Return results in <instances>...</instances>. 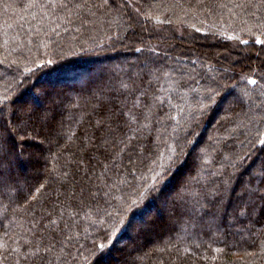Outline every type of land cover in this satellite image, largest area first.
Listing matches in <instances>:
<instances>
[{
	"label": "trees",
	"instance_id": "1",
	"mask_svg": "<svg viewBox=\"0 0 264 264\" xmlns=\"http://www.w3.org/2000/svg\"><path fill=\"white\" fill-rule=\"evenodd\" d=\"M262 33L260 0H0V264H264Z\"/></svg>",
	"mask_w": 264,
	"mask_h": 264
},
{
	"label": "rangeland",
	"instance_id": "2",
	"mask_svg": "<svg viewBox=\"0 0 264 264\" xmlns=\"http://www.w3.org/2000/svg\"><path fill=\"white\" fill-rule=\"evenodd\" d=\"M206 45L207 46H210L212 48L211 55H213L212 56L213 58L212 57H205V55L200 52L201 49L195 47L192 50H189V52H191L190 58L187 57L185 54H181L180 56H177V57L175 55H173L171 57H168V58H171V60L169 62H172L175 66H178V67L183 68L185 70L187 69V71H188L187 74L190 75V72H192V71H195L196 72L199 69V67H201L200 64L198 63V60H197V63L192 67V69L186 68L187 66L184 63L188 62V60H191V58H194V57L196 58L198 56V58H196V59L201 58L202 59V60L200 59L202 61L201 63H203V64H207L208 63V64L211 65L212 61H215L216 59H219V57H217L218 55L221 56L220 57V59H221L223 57V55H225V52L228 50V49L226 50L222 46H216V45H214V41L212 39H209L206 42ZM230 47H231V49L234 50V52H232L233 53L232 55H234L236 57V59H244L245 57L248 59V63L250 64V66L247 67V71L248 72L249 71L250 72L251 71H254L255 69H258L259 68L258 57L256 58V56H255L257 54L256 52H253V51H250V50L239 49V48H236L234 46H230ZM186 49H188V48H186ZM189 49H191V48H189ZM121 51L130 52L131 50L128 49V48H121ZM221 53H224V54H221ZM260 56L263 58V56H262L261 53H259V58H260ZM134 61L135 60L132 57L122 55V56H118V57H115V58H110V59H107L105 61H102L101 62V66H103V67L104 66H111L112 68H117L118 67L117 66V63H121L122 65H124L125 63L128 64V62H134ZM222 63H223V67H225V69L227 67H229V66H227L228 63H227V65L225 64V60ZM214 76H217V73L216 72H213V75L212 74L210 75V77H213V78H214ZM38 91H40V88L39 89H36L35 92L37 93ZM238 94H241V92H239ZM153 212L154 211H152V209H151V212H150L149 215H153ZM119 263L120 262H118L117 264H119Z\"/></svg>",
	"mask_w": 264,
	"mask_h": 264
},
{
	"label": "snow or ice",
	"instance_id": "3",
	"mask_svg": "<svg viewBox=\"0 0 264 264\" xmlns=\"http://www.w3.org/2000/svg\"><path fill=\"white\" fill-rule=\"evenodd\" d=\"M260 4L262 6H264V0H260ZM262 35H264V33H262ZM261 43H262V41L259 38H257L256 39V44L259 45ZM137 51H140V49H137ZM248 83L255 85L257 83V81L255 79H248ZM243 92H244L245 95L247 94V90L246 89H244ZM125 115H127V114L125 113ZM135 122L136 123L139 122V117L136 118ZM129 123L131 124L132 122H129ZM130 142L131 141H129V143ZM260 143L264 144V141H260ZM4 152H5V148H4L3 140H2V137H0V187H2L5 184V175H4V172H3V169H4ZM172 162L176 163V159L174 158ZM41 187H43V186H41ZM37 191H39V189H37ZM85 195L94 196L95 193L91 192V190H82L81 191V196L84 197ZM261 199H264V192L261 193ZM241 211H246V208L242 209ZM51 223L55 224L56 221L52 220ZM32 246L36 249V255H39V245H32ZM99 248H100V252L97 254L98 257H99L98 264H102V257L104 255L103 245H100ZM46 250L50 251L51 249L48 248Z\"/></svg>",
	"mask_w": 264,
	"mask_h": 264
}]
</instances>
